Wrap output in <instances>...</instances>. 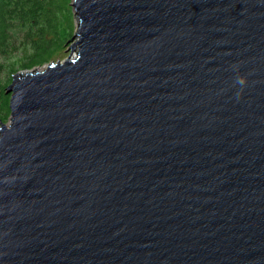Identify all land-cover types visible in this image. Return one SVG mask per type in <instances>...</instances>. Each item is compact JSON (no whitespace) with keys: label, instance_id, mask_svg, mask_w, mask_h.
I'll return each mask as SVG.
<instances>
[{"label":"water","instance_id":"95a60500","mask_svg":"<svg viewBox=\"0 0 264 264\" xmlns=\"http://www.w3.org/2000/svg\"><path fill=\"white\" fill-rule=\"evenodd\" d=\"M73 7L7 89L0 264H264V0Z\"/></svg>","mask_w":264,"mask_h":264},{"label":"trees","instance_id":"16d2710c","mask_svg":"<svg viewBox=\"0 0 264 264\" xmlns=\"http://www.w3.org/2000/svg\"><path fill=\"white\" fill-rule=\"evenodd\" d=\"M69 3L0 0V125L11 115L7 89L14 75L50 63L73 38L65 30Z\"/></svg>","mask_w":264,"mask_h":264},{"label":"rangeland","instance_id":"374dc122","mask_svg":"<svg viewBox=\"0 0 264 264\" xmlns=\"http://www.w3.org/2000/svg\"><path fill=\"white\" fill-rule=\"evenodd\" d=\"M73 3H74V0H70V3H69V9L68 11L70 12H67L65 11V14L68 16V24L67 26L68 27H65V30H67V32L72 36L78 32V21H77V15H76V12H75V9L73 7ZM74 36L73 38L69 41V43H67V45L65 46L64 49L60 50V52H58V56L55 58V59H52L50 61V63H47L46 65L44 66H41V67H37V68H34L30 71H41L43 69H46L50 64H53V63H58V62H63L65 61L70 55H71V52L69 51V48H71V46L74 44V42L76 43L77 39L75 38L74 39ZM53 62V63H52ZM24 72H29V71H24ZM10 118H11V115L9 117V119L7 120L6 124H9L10 123Z\"/></svg>","mask_w":264,"mask_h":264},{"label":"clouds","instance_id":"9594fccd","mask_svg":"<svg viewBox=\"0 0 264 264\" xmlns=\"http://www.w3.org/2000/svg\"><path fill=\"white\" fill-rule=\"evenodd\" d=\"M237 83L240 84L241 86H244V84H245V79L242 78V77H241V78H238Z\"/></svg>","mask_w":264,"mask_h":264},{"label":"bare ground","instance_id":"6f19581e","mask_svg":"<svg viewBox=\"0 0 264 264\" xmlns=\"http://www.w3.org/2000/svg\"><path fill=\"white\" fill-rule=\"evenodd\" d=\"M44 70V69H43ZM43 70H41V71H43Z\"/></svg>","mask_w":264,"mask_h":264}]
</instances>
